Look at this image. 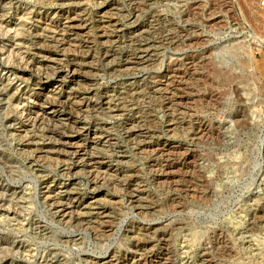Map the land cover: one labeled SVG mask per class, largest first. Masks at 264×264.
<instances>
[{
    "label": "rangeland",
    "instance_id": "1",
    "mask_svg": "<svg viewBox=\"0 0 264 264\" xmlns=\"http://www.w3.org/2000/svg\"><path fill=\"white\" fill-rule=\"evenodd\" d=\"M263 64L254 0H0V264H264ZM41 85L88 100L81 127L113 139L75 171L76 113L35 123L53 101ZM134 130L191 160L155 158L174 167L158 184Z\"/></svg>",
    "mask_w": 264,
    "mask_h": 264
},
{
    "label": "bare ground",
    "instance_id": "2",
    "mask_svg": "<svg viewBox=\"0 0 264 264\" xmlns=\"http://www.w3.org/2000/svg\"><path fill=\"white\" fill-rule=\"evenodd\" d=\"M264 10V9H263ZM75 11V10H74ZM66 20V25L72 27V28H75L76 30L77 29H81V25H79L78 23V19H75V18H71V17H68L67 19L65 18ZM52 22V21H51ZM49 24V23H48ZM65 25V26H66ZM68 26V27H69ZM69 27V28H70ZM84 29V27H83ZM147 32V31H146ZM139 34V33H138ZM75 67V66H73ZM76 68V67H75ZM260 68V67H259ZM264 68V64L262 66V70ZM74 69V68H73ZM76 70V69H74ZM264 71V70H263ZM74 72V71H73ZM75 73V72H74ZM74 76V75H73ZM58 77L60 79H65V76H63V73H59L58 74ZM57 77V78H58ZM67 78V77H66ZM157 85V84H156ZM42 88L41 89V92H48L47 89L45 88V86L43 87V85H41ZM51 91L48 92V94H43V96H45L46 99H49L50 100L52 99L53 101H49L50 104L49 106L47 107V109L45 110V112H41L42 114L37 117L38 120L37 122L35 123H40V122H44L46 120H53L55 122H60V123H69V124H74L77 128H78V132L76 130V134L75 136H70V138L68 139H64V148H66L68 150L67 154H71L75 157H78L79 158V161L76 163L75 166H73V168H70L69 171H75L77 170L79 167H80V164L83 162V156L86 154L87 149L89 148V146H94V144H97V143H101L102 145H107V144H110V142L113 140L111 138L110 135H103V136H99L98 133L96 131H90L86 128H82L81 127V116L82 114L86 113L87 112V109L89 108L90 106V102L88 100H84V101H81L82 103L80 104V106L77 108L75 105L76 103H73V101L70 99V97H60V95L58 96L59 92H60V88L59 87H56L55 85L54 86H51ZM161 89V88H160ZM159 91V90H158ZM41 94V93H40ZM51 94V95H49ZM55 96H57L55 98ZM76 102V101H74ZM79 102V101H78ZM62 108H69L71 110H74V112L76 113V115L74 116L75 117V120H73V118H64V116L60 115L59 114V110H62ZM170 109V108H169ZM66 116V115H65ZM36 120V119H35ZM72 121V123H71ZM243 124V123H242ZM168 125V124H167ZM105 127L107 128L108 125H105ZM168 132L169 133H172L176 130V124L175 123H170L168 126ZM109 129V128H108ZM142 129V128H141ZM95 130V129H94ZM108 131V130H107ZM81 132V133H80ZM82 133H86L85 135H87L88 137V140H89V143H84V141L82 140V136L81 134ZM111 133V132H110ZM132 133L135 134V137H137V139H142L139 144H138V147L136 150H138L140 154L142 155H151L152 157V160L150 162V167L154 170V180L158 183V184H164V182H166V180H168L169 178H171V174L172 173H169V171H172L174 169L173 166H170L168 169H161L160 168V165L159 163L157 162V160L155 158H164L165 160L168 158H172V156H175L177 153H182L181 151H185L183 154V161L184 162H187L189 160H191L192 158V153L189 149H187V147L181 145V144H161V143H157V142H153L151 140L148 139V137H143V132L142 130H134L132 131ZM85 139V138H83ZM135 139V140H137ZM138 141V140H137ZM138 143V142H137ZM163 143V142H162ZM63 144V143H62ZM112 144V142H111ZM100 145V144H99ZM65 149V150H66ZM64 150V152H65ZM55 152V151H54ZM57 152V151H56ZM53 153V152H51ZM65 155V153H63ZM137 154V153H136ZM179 155V154H178ZM178 157V156H177ZM117 158H119L120 160H125L127 159V157L125 155H117ZM163 159V160H164ZM167 159V160H168ZM162 160V159H161ZM93 161V160H92ZM90 162V161H89ZM91 164V165H90ZM90 166H94L95 163H89ZM99 165V164H98ZM97 167V166H96ZM99 167V166H98ZM108 167V166H107ZM111 167V166H110ZM91 168V167H90ZM104 169V168H103ZM92 170V169H91ZM152 170V172H153ZM93 171V176H95V178L97 179V182L101 185V187H104L105 185L107 186V182L109 183V179L111 180L112 176L115 177V174H112L110 175V171H105V173L102 172V174L98 173L94 170ZM168 171V172H167ZM101 172V171H100ZM113 172V171H111ZM119 172V171H118ZM173 172V171H172ZM116 173V172H115ZM117 174V173H116ZM97 175V176H96ZM122 176V175H121ZM174 176V175H173ZM126 177V176H125ZM116 178V177H115ZM95 179V180H96ZM123 180V179H122ZM171 180V179H170ZM74 181V180H73ZM137 181V180H136ZM70 182V181H69ZM95 182V181H94ZM144 182V181H143ZM155 182V183H156ZM97 183V184H98ZM76 184V183H75ZM75 184L73 183H69V184H66V185H61V187L59 188L60 191L63 193H66L67 191H69L70 189L72 190L73 187H75ZM138 184V182H137ZM136 184V185H137ZM143 184V183H142ZM142 184H138L139 186H137V190H138V194L134 196L135 199H137L139 202H141V195L143 193L146 192V187L147 185H142ZM98 185V186H100ZM72 187V188H71ZM77 189V187H76ZM136 190V189H135ZM78 192V191H77ZM69 194V193H68ZM74 194V193H73ZM144 197V196H143ZM142 197V198H143ZM49 198V197H48ZM107 195H100L99 193L98 194H93L89 201L88 202V206L87 208H93L97 205H101L103 202H107ZM146 202V201H144ZM69 204V203H68ZM60 205L59 208V212L61 213V216L62 218L64 219H70L72 214H73V211H72V207H70V204L68 205ZM59 205V204H58ZM72 206V205H71ZM141 208L140 209H143L142 206H140ZM145 207H148V206H145ZM97 208H94L93 210H95ZM98 210V209H97ZM93 213V212H92ZM85 214V213H84ZM96 215L97 216H102L103 218H109V212L106 208H101L100 210H98L96 212ZM161 240L165 241V239H162ZM168 240V239H167ZM168 243V242H167ZM167 245V244H166ZM150 253V252H149ZM140 256V255H139ZM144 257V256H143ZM150 257V255H149ZM165 256H162V257H158L157 260L159 261V263L163 264L165 259H164ZM145 258V257H144ZM133 262L137 259V256H133ZM146 260V259H145ZM138 262V261H137Z\"/></svg>",
    "mask_w": 264,
    "mask_h": 264
},
{
    "label": "built area",
    "instance_id": "3",
    "mask_svg": "<svg viewBox=\"0 0 264 264\" xmlns=\"http://www.w3.org/2000/svg\"><path fill=\"white\" fill-rule=\"evenodd\" d=\"M254 2L262 9H264V0H254Z\"/></svg>",
    "mask_w": 264,
    "mask_h": 264
}]
</instances>
